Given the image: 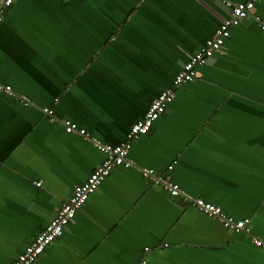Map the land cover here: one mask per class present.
<instances>
[{"label": "crops", "instance_id": "obj_1", "mask_svg": "<svg viewBox=\"0 0 264 264\" xmlns=\"http://www.w3.org/2000/svg\"><path fill=\"white\" fill-rule=\"evenodd\" d=\"M242 1L15 0L4 10L0 82L12 93L0 91V264L104 159L94 140L123 141ZM174 88L132 140L135 166L114 167L32 264H264L252 241H264V0ZM142 167L248 218L250 234L171 196Z\"/></svg>", "mask_w": 264, "mask_h": 264}, {"label": "built area", "instance_id": "obj_2", "mask_svg": "<svg viewBox=\"0 0 264 264\" xmlns=\"http://www.w3.org/2000/svg\"><path fill=\"white\" fill-rule=\"evenodd\" d=\"M256 1L257 0H245L242 2L230 3L228 17L221 21L215 29L213 36L206 39L205 44L192 53L187 61L182 63L179 71L174 75L172 88L162 90L150 102L144 116L130 125L123 141L117 144H107L94 140L96 148L105 154L104 159L95 166L83 183L73 188L68 199L62 202L56 210L55 216L32 238L24 249L16 255L11 264H32L44 248L62 234L64 227L73 219L76 211L82 206L88 195L99 186L102 180L114 167L123 166L128 168L135 166L127 157L132 140L148 132L153 121L165 111L166 105L174 98V87L193 79L195 76V67L204 64L216 51H219L223 41L229 36V28L236 25L241 18L249 16ZM14 2L15 0H0V23L3 18L4 10ZM0 91L11 94L12 88L9 84L0 82ZM21 98L24 104L29 103V100L25 96ZM44 111L47 113L51 112L48 108H44ZM63 124L67 132H76L87 137L85 129L79 128L76 123L65 120ZM171 167V164L167 166L168 169ZM139 170L144 177L152 178L155 184L161 185L171 196H180L184 201L195 206L203 213L219 219L225 228L250 234L248 218L234 219L226 215L220 206L205 201L200 197L188 195L180 188L177 182L172 181L168 176L156 174L152 168L142 167L139 168ZM39 184L40 182L36 183V185ZM252 241L257 246H264V243H261L262 240L258 237L252 236Z\"/></svg>", "mask_w": 264, "mask_h": 264}, {"label": "snow or ice", "instance_id": "obj_3", "mask_svg": "<svg viewBox=\"0 0 264 264\" xmlns=\"http://www.w3.org/2000/svg\"><path fill=\"white\" fill-rule=\"evenodd\" d=\"M261 243H264V241H261ZM38 250V249H37Z\"/></svg>", "mask_w": 264, "mask_h": 264}]
</instances>
